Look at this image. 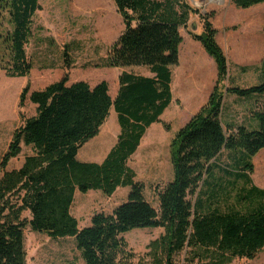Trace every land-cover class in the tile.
<instances>
[{
  "label": "trees",
  "instance_id": "16d2710c",
  "mask_svg": "<svg viewBox=\"0 0 264 264\" xmlns=\"http://www.w3.org/2000/svg\"><path fill=\"white\" fill-rule=\"evenodd\" d=\"M112 1L123 30L110 44L102 66H147L153 76L123 71L112 100L105 80L94 86L83 80L67 85L70 65L64 47V73L59 80L40 90H30L29 83L22 88L18 107H23L26 97L36 107L35 115L20 113L22 123L14 129L0 158V264H25L26 224L51 238L73 237L84 264H131L134 254L122 235L155 227L164 232L147 245L149 264H175L174 257L182 251L189 264H229L236 257L254 258L264 247V188L251 178L252 158L264 148V102L252 112L255 127L224 125L221 113L224 94L244 99L264 97V79L246 87L225 84L230 81L227 57L216 40V28L208 20L215 12L202 15L201 32L189 35L213 58L217 78L206 103L171 139L173 176L158 191L155 208L126 163L146 129L160 121L171 102V67L179 63L183 40L179 29L186 26L195 10L184 0ZM231 2L247 8L264 0ZM39 8L38 0H9L13 28L0 41L4 47L0 69L10 77L30 73L32 63L25 45ZM111 107L120 127L116 144L101 163L79 161L78 150L98 134ZM22 145L31 153L25 155L19 168L7 170L9 160L21 152ZM223 150L232 152V172H223L248 185L239 197L246 203L243 210L221 211L212 207L211 192H203L204 198L199 196ZM119 186L130 187L126 200L109 213H93L90 223L79 227L70 210L75 191L96 189L111 195ZM197 189L192 202L188 197ZM24 211L29 212L28 220L22 217Z\"/></svg>",
  "mask_w": 264,
  "mask_h": 264
},
{
  "label": "rangeland",
  "instance_id": "374dc122",
  "mask_svg": "<svg viewBox=\"0 0 264 264\" xmlns=\"http://www.w3.org/2000/svg\"><path fill=\"white\" fill-rule=\"evenodd\" d=\"M184 1L192 10H195V12L192 11L189 14L186 26L180 28L183 38L181 43L182 51H185V56L186 52L187 55L191 52L192 56H188L185 59L186 57L182 55V61L179 58V63L172 66L171 92L173 101L166 110L168 119L160 122L161 124L158 127L161 129V133L158 134L157 129L149 130L144 136L143 144L136 149L126 163L135 173L134 180L142 182L144 197L155 208L158 207V191L173 176L171 139L191 115L195 114L194 111L199 105L203 103L201 102L202 100L198 102L192 101L196 97V90L199 87L193 83L182 82L180 75V66L182 67L185 63L192 62L194 58H199L200 56L193 48H191L190 52L186 51L189 47V32H201V16L211 11L215 12V15L210 17L209 21L213 18L218 25L231 24V29L233 30L232 43L230 50H226L231 76L230 81L225 82L226 85L232 83L245 87L247 83H253L246 76H237L235 63L241 61L247 52L249 56H252V52L257 50L261 54L263 48L261 38L264 36V3L240 8L234 5L231 0ZM38 2L40 8L36 10L32 17L29 39L25 45L26 55L33 66L32 77L36 72L41 74V76L45 74L48 76V79L37 87H41L58 78L59 74L56 68L65 64L63 48L66 47L68 64L71 69L69 73L72 72V75L79 74L87 83L98 81L100 80L99 76H102L108 81L112 91L115 81L114 73L110 72V68L100 69L99 67L105 61L110 44L123 30L122 19L116 12L114 2L112 0H38ZM10 18L9 0H0V41L13 28ZM254 18H263L262 24L259 25L258 35L255 32V28L250 25ZM2 49L4 47L0 43V51ZM2 64H5V61ZM208 65L212 73L213 69L209 61ZM120 68L128 71L144 70L140 66ZM0 70L5 73L4 70ZM209 75L210 71H207L200 79H206ZM259 82L256 81L255 84ZM27 83L30 84V80ZM234 96L237 95L228 93L223 97L224 103L221 113L223 124L232 123L251 127L252 120L242 114V109L245 108L246 102L242 101L244 99H235ZM15 106L18 108L15 98L12 97V87L9 88V85L6 83L2 84L0 81V130L7 127V125L11 127L13 124L12 115L15 111ZM33 106V103L26 97L23 104V110L25 107L24 112L26 115L34 114L35 108ZM180 112L184 116L180 117ZM100 129L103 136L111 135V141L116 139L115 135L118 134L119 127L116 113L113 109H111L110 115ZM6 135L5 130L0 131L1 139ZM89 140L84 143L79 151L88 147ZM3 145L4 143L0 141V153L3 150ZM23 152V154H27L31 153V150L28 147H24ZM258 154L259 157L256 159L255 167L251 174L253 182L257 185H259V181H264V148L256 156ZM2 155L0 154V158ZM231 155L232 152L227 150H223L220 153L212 164L205 184L201 186V194L203 192H211L213 195L211 199L212 207L219 208L221 211L229 208L243 210L246 207L245 201L239 200V197L243 189L248 185L243 180L235 179L228 173L223 172V170L232 172L230 168ZM129 190V186H119L111 195L96 189H89L85 193L76 190L71 205V213L79 220V227H83L88 224L89 218L93 213L99 211L109 213L115 206L125 201ZM197 191L198 189L188 197L192 202ZM206 193L199 194V196L204 198ZM22 217L28 220L30 218L29 212L24 211ZM163 232V228L155 227L137 228L124 233L122 236L127 242L128 249L134 254L130 259V263L149 264L150 258L147 255V245ZM23 233L26 252L25 264H84L73 237L51 238L43 231L32 230L29 224L24 226ZM174 260L175 264L188 263V259L185 258V251L178 253ZM229 264H264V247L252 259L236 257Z\"/></svg>",
  "mask_w": 264,
  "mask_h": 264
},
{
  "label": "crops",
  "instance_id": "0c3cea01",
  "mask_svg": "<svg viewBox=\"0 0 264 264\" xmlns=\"http://www.w3.org/2000/svg\"><path fill=\"white\" fill-rule=\"evenodd\" d=\"M259 4V3H258ZM256 4V5H258ZM212 20L210 21L212 23V25L216 28L217 30V34H216V40L219 43L220 47L223 49L224 53L226 54V50H230L231 47V36L233 33V30L231 29V24H227L224 23L222 25H218V23H215V19L213 20V18H211ZM263 22V18H254L251 21V24L253 26V28H255V32L258 35V29H259V25H261ZM202 25V24H201ZM180 30V29H179ZM198 33V32H196ZM181 34V33H180ZM255 36V34H254ZM257 38V36H256ZM262 42H263V48H262V53L259 54L258 50L257 51H253L252 52V56L248 54H246V56H244L242 58L241 61H239L236 64V71H237V76L238 77H248L250 82L253 83H247L246 86H250V85H254L256 81H261L262 79H264V65L262 64V58L264 56V36H262ZM189 44H188V48L186 49V51L190 52L191 48L195 49L198 53H199V58L196 57L194 58V60L192 62L189 63H185L182 67L180 66V75L182 77V82H186V83H193L196 84L199 88L196 90L197 95L195 98L192 99L193 102H198L201 101L203 103H201V105H199V107L194 111V113H196L200 107L207 101L212 88L215 84L216 78H217V71H216V65L215 62L213 60L212 57H210L206 51L204 50L203 46L200 44V42L193 40L192 38H189ZM183 42V40H182ZM181 42V43H182ZM181 43L179 45V58L180 61H182V55L183 57H186L185 59H187L188 56H192V53H188L186 52V56L184 55L185 51H182V46ZM235 47H237V45H235ZM227 57V54H226ZM228 58V57H227ZM208 61L210 62V64L212 65V73H211V68L208 65ZM228 63V62H227ZM100 69L102 68H110V72L114 73V88L111 91L110 89V85L108 83V81L102 77L99 76L100 80L95 81V82H88L90 84V86H94L95 84L99 83L102 80H105L108 83V93L111 97L112 100L115 99L118 89H119V75L125 71V72H129V73H133L135 75H141V76H153V73L150 72L149 68L147 66H140V68L144 69V70H138V71H128V70H124L123 68H112V67H104V66H100ZM32 70H33V66L30 70V74L28 76H23V77H10L8 75H6V73L2 72L0 70V81L1 83H6L7 85H9V88L12 87V97L15 98L16 101V105L18 106V97L21 93L22 88L25 86L26 82L28 80H30V90H40L43 89L45 86H47L48 84L57 81L61 78V76L64 73V66H59L58 68H56L58 75V78L56 80H52L50 83H47L41 87H37L40 84H43L44 80L48 79V76L38 74L36 72V74L32 77ZM71 70V69H70ZM172 70V67H171ZM207 71H210V75L208 76V78H201V76L205 75ZM204 73V74H203ZM203 74V75H202ZM5 75V76H4ZM7 76V79H6ZM231 76L230 70H229V66H228V77ZM19 79V80H17ZM79 80H83L86 81L84 78H82V76H80L79 74H75L72 75V72H70L69 75V80L67 82V85L75 82V81H79ZM200 85V86H199ZM170 91H171V83H170ZM172 95V92H171ZM224 96H226V94H224ZM235 99L238 98L236 96H234ZM239 99H244V98H239ZM173 101V95H172V99L170 104L168 105V107L172 104ZM224 101V100H223ZM246 102L245 108L242 109V114L246 115L249 119L252 120V127L256 126V122H255V118L253 117V110H255L256 108H258V105L261 104L262 102H264V97L263 96H259V95H252L250 97L245 98L244 100ZM180 103L182 104L181 100ZM200 103V102H199ZM34 105V104H33ZM34 108L36 107V105L33 106ZM166 107L164 109V111L162 112V114L159 116V120L158 122H154L152 123L145 131L142 139L140 140V144L138 147H140L143 142H144V136L145 134L151 130V129H157L156 131L158 132V134L161 133V129H159V125L161 124L160 122L162 121H166L168 119V115L166 114ZM111 109L114 110L113 107L110 108L109 110V115H110V111ZM25 110V107H24ZM23 107H16L15 106V111L12 115L13 117V124L11 125V127H4V129H1L0 131L5 130L6 131V136L2 137V139L0 138V141L4 143L3 145V150H1L0 154H3L9 145V142L11 140L12 137V133L14 131V129L16 127H18L21 123H22V118L19 117L20 113L26 115V113L24 112ZM116 113V112H115ZM35 115V111L34 114ZM32 115H26V117L32 116ZM108 115V116H109ZM184 116L183 113L180 112V117ZM193 116V114L191 115ZM117 117V115H116ZM190 119V118H189ZM188 119V120H189ZM187 120V121H188ZM186 121V122H187ZM185 124V123H184ZM183 124V125H184ZM102 126V125H101ZM119 127V125H118ZM101 128V127H100ZM181 128V127H180ZM120 133V127H119V132L117 135H115L114 141H111V135H104L101 133V129L99 130L98 134L96 136H94L92 139L89 140L88 142V147L84 148L83 150L77 152L76 154V158L79 161L82 162H94V163H101L104 158L106 157V155L108 154V152L110 151V149L116 144L117 142V138L118 135ZM116 134V133H115ZM103 142H105V144H103ZM110 143V144H109ZM109 144V145H108ZM25 146L22 145V149L20 154H18L16 157H13L9 160L8 165L6 167L7 170L13 169V168H19L24 160L25 155L30 154H23V148ZM29 148V147H28ZM31 150V149H30ZM259 157V154L256 156H254L252 158V163L253 166L255 167V163H256V159ZM252 178V177H251ZM253 181V179H252ZM256 186L260 187V188H264V181H259V185H257L255 182H253ZM71 210V209H70ZM92 216V215H91ZM90 216V218H91ZM75 217V216H74ZM76 218V217H75ZM90 218L88 221V224L90 223ZM77 219V218H76ZM78 224H79V220L77 219ZM88 224H86L85 226H87Z\"/></svg>",
  "mask_w": 264,
  "mask_h": 264
}]
</instances>
